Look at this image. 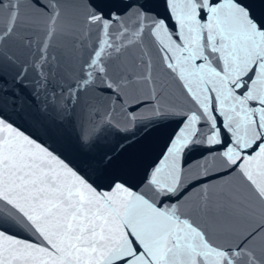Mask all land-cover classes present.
I'll return each mask as SVG.
<instances>
[{
	"label": "snow or ice",
	"instance_id": "6c2138e0",
	"mask_svg": "<svg viewBox=\"0 0 264 264\" xmlns=\"http://www.w3.org/2000/svg\"><path fill=\"white\" fill-rule=\"evenodd\" d=\"M0 264H264V0H0Z\"/></svg>",
	"mask_w": 264,
	"mask_h": 264
},
{
	"label": "water",
	"instance_id": "95a60500",
	"mask_svg": "<svg viewBox=\"0 0 264 264\" xmlns=\"http://www.w3.org/2000/svg\"><path fill=\"white\" fill-rule=\"evenodd\" d=\"M91 131H92V129L90 128V130L88 131V134H90ZM101 146H103V145H101ZM146 163H151V160L147 161ZM133 182H135V181H133Z\"/></svg>",
	"mask_w": 264,
	"mask_h": 264
}]
</instances>
